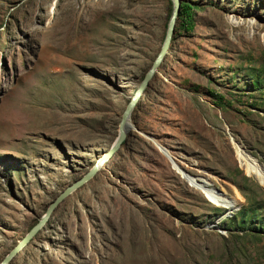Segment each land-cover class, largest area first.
<instances>
[{"label":"rangeland","instance_id":"374dc122","mask_svg":"<svg viewBox=\"0 0 264 264\" xmlns=\"http://www.w3.org/2000/svg\"><path fill=\"white\" fill-rule=\"evenodd\" d=\"M180 3L190 27L177 18L122 145L8 264H264V185L230 144L264 173V0ZM170 11L0 0V261L109 148Z\"/></svg>","mask_w":264,"mask_h":264},{"label":"water","instance_id":"95a60500","mask_svg":"<svg viewBox=\"0 0 264 264\" xmlns=\"http://www.w3.org/2000/svg\"><path fill=\"white\" fill-rule=\"evenodd\" d=\"M171 3V11L166 23L164 36L160 48L152 60L150 67L144 73L141 81L137 85L136 90L130 97L129 101L125 105L123 111L121 112L119 122L117 124V134L109 148L103 152L98 158L95 159L93 165L85 174H83L79 179L71 183L69 186L65 187L56 197L55 199L48 204L45 212L39 218V220L33 224L26 234L16 243V245L9 251L7 254L1 259L0 264H8V262L12 259V257L23 248L28 241L35 235V233L40 230V228L47 221L52 210L57 206V204L69 195L73 190L77 187L81 186L89 179H91L94 174L98 171L99 167L106 162L116 151L119 149L121 143L124 141L125 136L127 134V123L129 122L130 113L135 106L137 99L143 93L145 88L147 87L148 82L152 78L153 74L157 71L159 64L162 62L164 55L166 54L167 48L170 43L171 36L174 32L175 22L179 13L180 8V0H169Z\"/></svg>","mask_w":264,"mask_h":264},{"label":"bare ground","instance_id":"6f19581e","mask_svg":"<svg viewBox=\"0 0 264 264\" xmlns=\"http://www.w3.org/2000/svg\"><path fill=\"white\" fill-rule=\"evenodd\" d=\"M126 128H127V130H129V122L127 123ZM230 144H232L234 146L233 147L234 148L233 151L235 153V157L239 161L240 165L244 166V168L246 167L248 175L254 176L256 179L259 180L260 184L264 185V173L261 172V170L258 168L256 162L250 156H248L242 149H240V147L238 145L233 143L232 139L230 140ZM159 150L161 151V153H163L164 155L168 156V151L165 148L160 146ZM185 179L188 182H190L192 185L197 187L200 191H203L204 194L206 195L207 199L213 205H216L217 207H220V208H223V209H226V210L234 209L235 202L233 200H230V199L223 200V199L217 197L212 191H210L208 189H205L206 187H205L203 181L200 182V183H199V181H196V183H198V184H195L193 182L194 180L189 179L187 177H185Z\"/></svg>","mask_w":264,"mask_h":264},{"label":"trees","instance_id":"16d2710c","mask_svg":"<svg viewBox=\"0 0 264 264\" xmlns=\"http://www.w3.org/2000/svg\"><path fill=\"white\" fill-rule=\"evenodd\" d=\"M193 10L192 7H190L187 3H180V8H179V13L177 18H181L183 19L184 22V28L190 27V23H191V14L190 11ZM177 20V19H176ZM123 143V142H122ZM121 143V145H122ZM120 145V146H121ZM115 154V153H114ZM113 156V155H112ZM111 156V157H112ZM110 157V158H111Z\"/></svg>","mask_w":264,"mask_h":264}]
</instances>
